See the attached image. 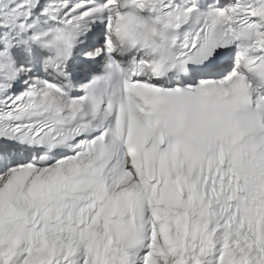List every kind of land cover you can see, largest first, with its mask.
<instances>
[{"label": "snow or ice", "instance_id": "6c2138e0", "mask_svg": "<svg viewBox=\"0 0 264 264\" xmlns=\"http://www.w3.org/2000/svg\"><path fill=\"white\" fill-rule=\"evenodd\" d=\"M0 264H264V0H0Z\"/></svg>", "mask_w": 264, "mask_h": 264}]
</instances>
